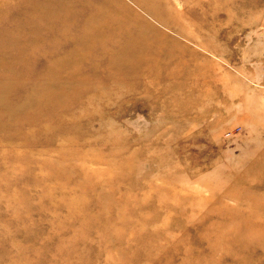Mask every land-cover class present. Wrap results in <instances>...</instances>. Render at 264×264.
Segmentation results:
<instances>
[{"label":"rangeland","instance_id":"rangeland-1","mask_svg":"<svg viewBox=\"0 0 264 264\" xmlns=\"http://www.w3.org/2000/svg\"><path fill=\"white\" fill-rule=\"evenodd\" d=\"M19 1L0 0V87L33 90L104 0H71L77 28ZM118 1L139 20L102 19L61 72L77 88L0 127V264H264V0ZM137 44L141 70L111 73Z\"/></svg>","mask_w":264,"mask_h":264},{"label":"bare ground","instance_id":"bare-ground-1","mask_svg":"<svg viewBox=\"0 0 264 264\" xmlns=\"http://www.w3.org/2000/svg\"><path fill=\"white\" fill-rule=\"evenodd\" d=\"M39 1L40 0H20L19 4L21 3L20 7L25 5V7L28 9L36 10L37 5H39L37 4V2ZM132 2L137 8H141L146 12H150L151 14H157V11L153 5L154 3L151 2L152 4H150L149 0H133ZM43 6L50 9V12L45 15V18H54L58 26H67L74 28L76 27L75 25L79 24L72 21L71 18L69 19L71 13L74 12L72 9L73 3L71 4V0H49V2L39 5V7L41 8ZM131 17L132 20H139V18H137L138 14L134 13L131 8L129 9L128 7H126V5L120 3L118 0H104L99 8L93 11L91 15L86 17V19L84 20V22L86 23L85 26L89 30L87 39H80V41L78 40L79 42L76 41V45L73 47L74 49H72V51L69 53V56H65L62 61H58V66L54 67V81H39L37 82L36 89L33 90H25V88L19 87V84L14 82V80L12 81L11 78L7 79V81L11 82H3L4 86L0 87V127L8 128L7 123H9L11 120H14L15 117L20 120V123H18L22 126L29 125L30 123L36 121L32 119V116H34L37 112L39 113V108H41L42 106H46L51 110L54 109L50 105L52 96H54L55 98L54 103L58 102V99L62 103L64 101L63 96H65V93H68L73 88H77V83L71 81L73 74L68 73V75L66 76V74H62V71L66 68L65 66H68L67 64L70 62L72 57L75 59H81L83 57L80 51L81 47H90L92 32L94 30H97V32H99L96 35L95 40L100 45L101 41H105V36L103 34L104 24L102 22V19L107 18L111 20L115 25L119 26L120 22H122L124 18L130 19ZM79 22L81 23L82 21L79 20ZM3 28L6 27L4 26ZM2 31L7 32L8 29H3ZM4 34L5 33H3L2 36H4ZM37 37L38 36H35L33 40H35V38ZM36 41L37 40L31 43V45H34ZM132 41L138 40L136 38H132ZM102 46H100V48L103 50ZM143 48L144 47H142V44H137L133 47L129 46L126 48L122 46L119 49H116L111 53L110 59L107 63L108 69L111 73L113 72L114 74L122 78H128V75H130L131 73L140 71L142 68L141 65L144 61V56L141 57V55H144L145 49L143 50ZM0 61V68L6 67V70H10L12 73L15 72L12 69L13 64L7 63L6 65L4 63V58L0 59ZM24 61L25 59L19 61L16 60V62ZM179 71H174L172 73H168L167 75L169 77H173L174 74ZM146 75L149 76L147 77L149 79L161 78L160 76H155L147 72ZM149 83L151 82L149 81ZM4 118L5 123H1V120Z\"/></svg>","mask_w":264,"mask_h":264}]
</instances>
